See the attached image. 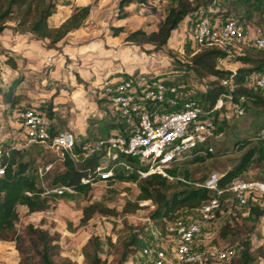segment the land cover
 <instances>
[{
  "label": "rangeland",
  "instance_id": "obj_1",
  "mask_svg": "<svg viewBox=\"0 0 264 264\" xmlns=\"http://www.w3.org/2000/svg\"><path fill=\"white\" fill-rule=\"evenodd\" d=\"M118 1L79 0V4H76L75 0H55L56 9L49 18L50 25L57 23L60 18H66L76 7L81 6V3L91 5L88 20L91 18L92 22L89 21L83 28L66 34L51 46L48 45V39L37 38L18 25V11L10 15L5 21L6 27L0 32L2 58L0 63V135L8 129L13 130L16 124L14 116L18 108L34 105L44 108L46 112L49 110L52 112L54 127L60 130H73L76 133L78 142L75 145V151H79L81 148L79 146L82 144L92 143L106 136L110 129L106 134H102L99 129L113 116L105 113L103 110L106 108L105 104L99 102L104 95L99 90L102 77L97 72L103 73L105 69L118 63L123 66V70L125 66H128L130 71L137 72L141 69L145 72L158 73L168 81L181 84L194 96H200L201 89L207 86L205 81L216 80L215 75L200 76L188 65L193 52L205 48L191 40V20L196 18V15L192 19L184 16L164 44L158 45L142 39L128 40L127 34L134 29L139 28L145 31L157 29L168 8L177 0H170L159 8L153 7L144 15L138 13V5L130 4L124 7L129 12L124 18L118 17L120 13ZM191 1L194 4H201L199 12L210 15H219L231 6V0ZM255 14L253 20L258 17ZM228 16L238 17L234 12H230ZM119 25H122L123 30L114 35L113 32ZM17 38L20 39L19 42H16ZM28 43L32 46H28ZM38 48L63 58L62 62H54L51 66L46 65L43 57L37 53ZM103 50L109 53L103 55ZM260 50L254 47L250 40L236 41L230 46V54L225 57V61L223 63L217 61L218 66L227 70L250 68L252 63L243 61L241 57L246 54L256 56ZM33 52L37 55L35 56ZM132 52L136 55L132 56ZM8 57L14 60V64L8 62ZM70 61L72 65L67 67ZM251 72L244 76L243 83L252 91V94H258L264 98V89L255 82L257 72ZM261 72L264 73V69ZM120 73L125 74V71ZM120 73L116 70L112 74ZM93 76L95 79H90ZM21 78L22 80L17 82L13 90L14 94H11L15 103L10 106L9 102H4V92L10 89L14 80ZM70 78L75 81V84H70ZM234 103L232 102L231 105L234 106ZM81 104L85 105V108H82ZM243 108L244 111L240 115L233 113L231 108L225 109L220 114L225 118L226 123L222 125L218 118L217 127L220 126L222 129L211 140L214 150L211 156L205 157L204 160H194L196 155H192L181 163L182 168L188 167L190 177L197 179L214 170L223 172L231 168L239 156L255 143L256 137H252L250 143L242 150L235 149L234 142L237 139L251 137L253 134H263L262 129L257 132L252 123L251 111L259 107L245 97ZM39 149L38 153L31 146L22 150H28V155L31 153L36 157L35 167L49 160L53 162V168L49 171L42 172L37 168L38 183L43 190H47L48 208L52 212L49 214L41 212L43 210L29 212L25 206L19 204L17 233L25 234L30 224L47 229L51 234L58 235L59 253L54 257L56 262L60 263L61 258L67 256L76 264H86L82 247L93 236L98 237L99 253L108 264L118 260L122 248L135 233L140 244L146 239L153 238L158 229L156 222L150 218V212L154 207L140 200L139 204H142V207L134 211H124V208L130 205L128 202H134L139 192L135 181L98 179L91 184L86 193L66 191L56 194L52 190L54 184L51 183V178L55 171L63 169V156L58 151L44 146ZM240 176L244 179H261L264 177V164L253 162ZM170 183V192L181 187L174 180ZM261 207L262 214L258 220H254L248 217L247 206L243 207L234 201H227L220 215L212 220L202 221V232L196 236L195 243L207 246L232 245L236 251L235 256L219 264H238L240 252L246 242L250 243V249L254 254L258 246L264 250V205ZM192 213L183 210L177 215L185 218L198 217L197 213ZM226 222H230V226L226 228L225 234H221L220 228ZM108 239L112 240V245L108 243ZM26 241L28 242L27 239ZM134 257L137 258L138 254ZM22 258L23 255L16 247L15 241L0 240V264H20ZM256 262L264 264V256H258ZM170 264L183 263L171 259Z\"/></svg>",
  "mask_w": 264,
  "mask_h": 264
},
{
  "label": "built area",
  "instance_id": "obj_2",
  "mask_svg": "<svg viewBox=\"0 0 264 264\" xmlns=\"http://www.w3.org/2000/svg\"><path fill=\"white\" fill-rule=\"evenodd\" d=\"M169 1L145 0L139 3L138 13L144 15L153 7L159 8ZM195 15L196 18L192 19ZM186 16L192 19L190 35L195 44L224 49L228 52L226 56L236 41L250 40L254 47L264 48V31L258 25H246L234 16L221 18L199 11ZM89 21L92 22V19ZM131 55L136 54L132 52ZM225 57L218 60L223 63ZM117 71H125V74L110 72L99 85L104 95L99 101L106 107L103 110L115 117L117 123L106 136L82 144L80 150L75 151L78 140L73 130L52 133L53 118L46 110L24 105L15 112L13 130L8 129L0 135V176L4 173V158L9 155L10 148L23 149L41 144L61 153L63 159L65 153L75 160L93 153L101 154L91 175L81 178L82 183L106 180L119 167L135 170L141 178L157 174L169 180H181L196 187L208 188L211 194L193 208L192 214L197 213L198 217H164V229H155L153 238L146 239L136 253L138 257H134L136 254L130 256L125 264H170L171 259L183 264H219L230 260L236 254L232 245L195 243L196 236L202 232V221L218 216L217 211L220 212L227 201H234L243 207L249 202L264 205V180L236 177L220 184L223 172L214 170L203 180H191L173 173L171 169L192 155L213 152L211 140L216 135L218 118H222L220 114L228 108L236 115L242 114L245 96L240 95L235 99L231 91L232 80L217 75L215 79L228 89L211 103L203 97L206 86L201 89L200 96H194L181 84L168 81L158 73L121 68ZM230 71L232 75L236 74L235 68ZM255 82L264 89V73L257 72ZM232 102H235L234 106ZM81 107L85 108V105L81 104ZM4 143L8 147H3ZM37 168L42 172L49 171L53 168V162H44ZM52 190L56 194L76 191L65 184H55ZM26 193L30 194V191ZM46 193L47 190H43L42 194ZM143 201L154 207L150 200ZM41 212L49 214L52 210L47 208Z\"/></svg>",
  "mask_w": 264,
  "mask_h": 264
},
{
  "label": "trees",
  "instance_id": "obj_3",
  "mask_svg": "<svg viewBox=\"0 0 264 264\" xmlns=\"http://www.w3.org/2000/svg\"><path fill=\"white\" fill-rule=\"evenodd\" d=\"M143 1L145 0H119L118 10L120 13H118V17L124 18L129 14L124 7ZM200 5V3L194 4L191 0H177L173 6L168 8L162 23L157 29L150 31L139 28L134 29L127 34L126 39H142L158 45L164 44L178 22L184 16L199 11ZM55 9V0H0V32L6 27L5 21L10 15L18 11V25L37 38L48 39V45L51 46L60 41L70 31L79 29L88 23L91 5L78 6L59 24L50 25L49 18L54 14ZM230 12L238 15V18L244 24L258 25L264 31V0H259V2L257 0H231L229 9L223 10L219 15H211L228 18L231 17L228 16ZM254 13L258 17L253 20ZM122 30V25H119L113 33L117 35ZM258 49L261 50L256 56L246 54L241 57L243 61L252 63V66L250 68H237L235 75H232L230 70L217 66L218 59L228 54L226 50L221 48L205 47L200 51L194 52L191 56V62L188 64L200 76L209 74L230 78L234 83L231 91L235 99H238L240 95H244L259 107V109L251 111V114H253L252 123L256 127L255 130L257 132L264 128V98L258 94H252V91L244 85L243 79L250 71H252L251 73H256L264 69V48ZM7 59L8 62L14 64V60L11 57ZM21 80L22 78L14 80L10 89L4 92V102H9L10 106L15 103L14 98H11V94H14L13 90L17 82ZM206 83L207 86L203 92V97L211 103L217 99L220 93L228 89V87L221 85L217 80H207ZM47 113L52 116L50 110ZM110 118L111 120L101 125L102 127L99 131L102 134H106L109 129L111 130L117 124L115 117ZM219 122L224 125L226 123L225 118L222 117ZM54 126L53 122L52 133L60 131L59 128L57 129ZM221 129L222 127L218 126L215 130L216 133ZM252 137H256L255 143L239 156L237 162L231 168L223 171L224 174L220 179V184H224L233 178L241 177L240 175L248 170L253 162L264 164V135L258 133L253 134L251 137L237 139L234 142V147L237 150H242L250 143ZM3 147H8V144L4 143ZM31 147L35 148L37 153L40 150L39 148H43L41 144H35ZM218 150L223 151L221 149ZM27 151L15 147L10 148L9 155L4 158L6 167L4 173L0 176V240L15 241L16 247L23 255L20 264H76L67 256H63L60 263L56 262L54 257L59 253L58 235H53L47 229L32 224L27 227L25 234H20L16 231V221L19 218L17 206L19 204L25 206L29 212L41 211L49 206V199L42 194L43 188L38 183L37 167L34 166L36 157L31 153L28 155ZM211 155V152L206 155L198 154L194 157V160H204L205 157ZM100 157L101 154L93 153L87 157L80 158V160H75L65 153L63 159L64 167L62 170L54 172L51 183L54 185H70L76 191L86 193L90 189L91 183H82L81 178L91 175L90 173L99 163ZM171 171L179 173L187 179L195 180L190 177L188 167L182 168L181 164L174 166ZM207 175L197 179L203 180ZM261 179L264 180V177ZM107 180L135 181L139 192L135 201L128 202L130 205L124 208V211H134L142 207V204H139L140 200H150L154 204V208L150 212V218L156 222L158 229H164V217L172 218L173 216H178V212L183 210L194 212L193 208L197 207L202 200L211 194V190L208 188L196 187L181 180H174L181 187L170 192V182L173 180L157 174L141 178L135 170L123 168L116 169ZM26 191H30V194H27ZM247 207L248 217L258 220L263 210L261 205L249 202ZM217 215H220L219 211H217ZM229 226L230 222L223 224L220 228V233L225 234V230ZM135 234L122 248L118 260L113 264H125L130 256L140 250L143 243L140 244L138 242ZM111 241V239H108L110 245H112ZM99 249L100 241L97 236H93L86 241L82 247V254L86 264H108L107 260L101 257ZM258 256H264V250L258 246L254 254L250 249V243L246 242L240 252L238 264H257L256 258Z\"/></svg>",
  "mask_w": 264,
  "mask_h": 264
},
{
  "label": "crops",
  "instance_id": "obj_4",
  "mask_svg": "<svg viewBox=\"0 0 264 264\" xmlns=\"http://www.w3.org/2000/svg\"><path fill=\"white\" fill-rule=\"evenodd\" d=\"M79 0H75V3L76 4H79V2H78ZM103 1V0H102ZM101 2V1H100ZM139 3L140 2H135V3H132L131 5H139ZM82 5L84 4V3H81ZM85 5V4H84ZM131 7V6H130ZM64 18H60L59 20H58V22L57 23H55L54 25H57V24H59L62 20H63ZM84 27V26H83ZM83 27H81V28H83ZM80 29V28H79ZM79 29H76V30H74V31H77V30H79ZM153 29H155V28H153ZM74 31H70L69 33H73ZM19 40L20 39H16V42H19ZM28 46H32V44L31 43H28ZM103 49H104V47H102ZM36 52V51H35ZM34 53V52H33ZM38 54H40L39 56L40 57H43V60H44V62L46 63V65H49V66H51L54 62H57V63H61L62 61V59L63 58H61V57H57V56H55L54 54H52L50 51L49 52H44V51H42V49H39L38 48V52H37ZM109 53V51H105V50H103L102 51V54L103 55H107ZM78 54V53H77ZM34 55L36 56L37 54L36 53H34ZM79 55V54H78ZM69 64H67V67H68V65H72V61H70V62H68ZM116 70H118V69H122L123 68V66L122 65H119V63L118 64H116L115 66H111L110 68L108 67L107 69H105V71H103V73H101V72H97V73H99V74H101V75H99V76H101L102 78H101V80L108 74V73H110V72H114V71H116ZM125 69H127V70H129L130 71V68H128V66H125L124 67ZM114 69V70H113ZM90 79H95V76H93V77H91ZM70 84H75L74 82V80H72L71 78H70ZM86 80H88V79H86ZM81 84V83H80Z\"/></svg>",
  "mask_w": 264,
  "mask_h": 264
}]
</instances>
